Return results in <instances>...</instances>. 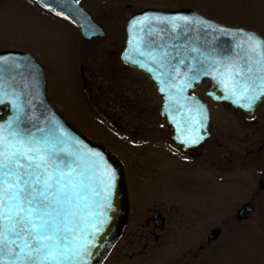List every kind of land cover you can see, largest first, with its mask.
<instances>
[{
	"label": "rangeland",
	"instance_id": "rangeland-1",
	"mask_svg": "<svg viewBox=\"0 0 264 264\" xmlns=\"http://www.w3.org/2000/svg\"><path fill=\"white\" fill-rule=\"evenodd\" d=\"M34 1L0 0V50L32 51L47 67L50 101L124 163L130 217L104 264H264V104L246 115L207 99L212 135L199 157L183 156L168 146L152 82L119 58L134 11L190 6L264 36V0H82L106 31L93 40ZM208 84L196 92L206 98ZM249 201L254 210L237 220ZM154 208L162 229L147 221Z\"/></svg>",
	"mask_w": 264,
	"mask_h": 264
},
{
	"label": "snow or ice",
	"instance_id": "snow-or-ice-1",
	"mask_svg": "<svg viewBox=\"0 0 264 264\" xmlns=\"http://www.w3.org/2000/svg\"><path fill=\"white\" fill-rule=\"evenodd\" d=\"M41 2L45 8L51 7L44 0ZM143 20L167 21L173 30L179 26L178 22L196 24L216 36L242 37L230 46L227 55L216 53L214 48L208 50L206 57L203 52L200 55L210 62V67L221 68L222 74L230 79L227 89L232 97H237L235 103L241 104L243 97L246 102L241 106L251 109L264 95V39L257 33L211 24L199 16L178 14ZM142 23L134 18L129 30L143 33L144 28L137 27ZM143 43L141 36L137 44ZM135 50L150 61L156 60L154 54L141 52L139 47ZM20 68L29 70L35 77L31 60L21 65L15 58L0 56V79ZM156 79L159 81L160 76ZM0 99L8 100L9 96L0 90ZM13 107L16 115L6 125L0 124V253L7 255L12 249L21 253L10 264H79L88 252L82 242V238L86 239L82 226L103 223L97 212L103 215L101 201L104 205L109 203L114 173L102 167L98 153L73 148L58 122L44 125L38 120L37 124L22 126L28 117L21 105L14 102ZM77 229H81L79 236L75 234ZM0 264H5L4 256H0Z\"/></svg>",
	"mask_w": 264,
	"mask_h": 264
},
{
	"label": "water",
	"instance_id": "water-1",
	"mask_svg": "<svg viewBox=\"0 0 264 264\" xmlns=\"http://www.w3.org/2000/svg\"><path fill=\"white\" fill-rule=\"evenodd\" d=\"M44 2L50 4L51 7L45 8L41 0H38V3L45 9L76 25L84 37L92 38L105 35L103 27L93 21L78 0H44ZM61 12L64 15H60ZM178 14L190 17L199 16L211 24L223 25L229 29L244 27L220 23L188 6L172 9L146 7L129 16L127 20L126 46L121 55L123 61L143 70L154 81L155 87L162 97L160 116L169 128L170 146L183 154L198 157L203 152L205 139L211 134L209 107L205 100L193 92L201 85L203 79H210V85L206 91L210 99L229 102L248 115L264 104V95H261L253 103L251 109L243 108L241 104L246 101L240 97L241 104L235 103L237 97H232L227 89V85L231 81L222 74V69L210 67V62L200 55L203 52L206 57L208 50L212 48L220 55H227L230 46L242 37L216 36L212 31L196 24L185 25L178 22L179 26L173 30L167 21L143 20L145 17ZM134 18L143 21L142 25L137 26L144 28L143 33H137L135 29L129 30L128 25ZM244 29L251 30L264 39L257 31ZM141 36H143L144 43L138 45L137 41ZM210 36L212 37L211 43H209ZM130 38L131 44L129 43ZM137 47L141 52L154 54L156 60L150 61L146 55H140L135 50ZM193 49L199 51H193ZM0 56L15 58L16 62L21 65L31 60L36 69L35 77L29 70L20 68L5 73L0 79V90L9 96L8 100L0 99V124L6 125L8 120L16 115L13 107L15 102L23 107V113L28 117L27 121L22 122V126L25 123L37 124L38 120L44 125L53 121L58 122V126L66 131L73 148H79L84 152L98 153V159L102 160V167H106L107 170L114 173L108 197L109 203L104 205L101 201L103 215H99L97 212V218L103 223L95 224L93 222L95 227L82 226L84 237H86V239L82 238V242L85 243L88 252L79 261V264H102L122 234L129 218V198L122 162L102 143L90 139L74 127L50 104L46 96V74L43 65L34 55L23 50L3 49L0 50ZM142 65H147V67ZM149 68L153 71H149ZM157 75L160 76L159 81L156 79ZM162 88L164 91H161ZM252 208L248 203H245L239 209L237 218L246 217V212L251 211ZM159 215V211L155 210L153 216L158 217ZM163 222L164 217L160 216L156 224L163 227ZM211 233L217 236L220 229L215 227ZM75 234L79 236L81 229H77ZM8 247L12 249L11 244ZM16 255H21L17 249H12L7 255L0 253V256H4L5 264H10Z\"/></svg>",
	"mask_w": 264,
	"mask_h": 264
},
{
	"label": "flooded vegetation",
	"instance_id": "flooded-vegetation-1",
	"mask_svg": "<svg viewBox=\"0 0 264 264\" xmlns=\"http://www.w3.org/2000/svg\"><path fill=\"white\" fill-rule=\"evenodd\" d=\"M96 38V37H95ZM94 39V38H93ZM93 39H91V40H93ZM85 40V39H84ZM124 66H126V67H128L127 65H125V64H123ZM250 202V201H249ZM251 203V202H250ZM252 204V203H251ZM156 209H158V210H160L159 208H154L153 210H152V213H153V211L154 210H156ZM161 211V210H160ZM161 214L163 215V213H162V211H161ZM160 216V215H159ZM164 216V215H163ZM157 219H158V217H152V216H148V218H147V221L148 222H153V224H154V226L155 225H157L156 224V221H157ZM166 221V219H165V216H164V222ZM152 232H153V234H154V238L156 239V240H159L160 238V236L159 235H156L155 234V232H154V229L152 230ZM207 241H208V243H211V242H213L214 240L213 239H210V237L208 236L207 237ZM204 246H200V248H203Z\"/></svg>",
	"mask_w": 264,
	"mask_h": 264
}]
</instances>
